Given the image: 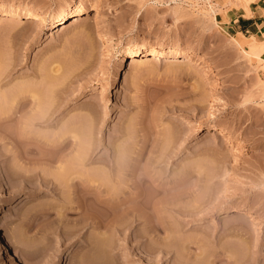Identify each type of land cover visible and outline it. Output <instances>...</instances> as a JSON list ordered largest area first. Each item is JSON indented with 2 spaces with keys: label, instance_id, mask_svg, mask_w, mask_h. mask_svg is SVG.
<instances>
[{
  "label": "rangeland",
  "instance_id": "374dc122",
  "mask_svg": "<svg viewBox=\"0 0 264 264\" xmlns=\"http://www.w3.org/2000/svg\"><path fill=\"white\" fill-rule=\"evenodd\" d=\"M245 4L264 0H0V13L19 14L0 20V105L26 85L41 104H60L28 125L38 144L61 145L60 156V146L21 142L27 156L40 155L32 163L0 141V210H8L0 233L13 249L31 264H166L169 253L179 264H264V226L243 212L232 215L238 224L222 217L232 199L264 216V38L233 35L219 22ZM75 7L99 17L54 27L51 17ZM37 10L50 18L23 17ZM99 21L118 52L108 51ZM253 38L261 51L250 50ZM141 46L192 52L213 68L149 57L118 67L123 50ZM209 100L230 135L205 133ZM107 161L118 167L115 179ZM67 172L126 199L105 219L111 225L97 229L71 209L79 185H66ZM143 174L154 181L140 184ZM137 211L143 216L131 218ZM0 264L19 263L0 249Z\"/></svg>",
  "mask_w": 264,
  "mask_h": 264
},
{
  "label": "bare ground",
  "instance_id": "6f19581e",
  "mask_svg": "<svg viewBox=\"0 0 264 264\" xmlns=\"http://www.w3.org/2000/svg\"><path fill=\"white\" fill-rule=\"evenodd\" d=\"M243 6H244V10L248 14L250 12V8L246 4L243 5ZM18 15L19 14L16 13L15 11L1 12L0 13V20H5V19H8L9 17H16ZM23 17L26 20H28V21H40V20H46V19L50 18V14L48 12L44 11V10L25 11L23 13ZM97 17H99V16L96 15L95 13L89 15L85 11H83L80 7H75L73 9H71V10H65V11L61 12L60 14H58L57 16L51 17V19L53 20V23L55 25L54 27H56V26H62L68 19H71V21H81V20H84V19H87V18L91 19V20L92 19H97ZM63 20H65V21H63ZM97 27H101V30H102L101 35L104 36L105 39H106V43H107L106 47L108 48V51L115 52V53H116V51L118 52L119 50L116 49V46L108 44V41L111 38L109 30L105 26H103V24L100 21L98 22ZM242 37H244V36H242ZM249 44H250V47H251V48L250 47L249 48L251 50L252 48L257 47L258 41H257L256 38H253L250 41ZM257 48H255V49H257ZM252 51L254 52V50H252ZM145 57H149V59H158V58L174 59V61H178V62H182V63H194V64H198V65L205 64V67L207 69H212L213 68V64L212 63L203 62L202 59L200 58V56H198V54H194V53L188 52V51H185V52L183 51L182 52L180 50L163 49V48H159V47H155V46H149V47H142L141 46V47H136V48H127V49L123 50L122 54L119 56L117 64H118V67L120 68V67H123L124 65H126L127 63H131V64L137 63V62L141 61L142 59H144ZM54 71H57V70H54ZM117 73H116L115 78H114L115 80L118 77ZM27 78H28V76H26V79ZM22 86H24V85L21 84L20 87H22ZM27 86L28 85L25 86L26 88L23 87L25 89H23V88L22 89L19 88V90H18V88L15 89V90L18 91V93H15V95L13 93L15 90L12 91L13 97H12V95L10 93V96L8 97L9 100L7 101L8 104H7V102L4 104L3 103L4 100H3L2 101V105H0V141L1 140L2 141L6 140L7 142H9V145L11 146V149L13 148L12 149L13 151L10 148H7V146H6V148L9 149V151L11 150L12 153L17 156V159H18V157H23L27 161L33 163V162H36L39 159L40 155H36V157L38 156L37 159H36V157L33 158L34 155L33 156H27V155H29V151L26 150L25 146H23L24 145L23 143H22L23 145H21V142L33 141V142L37 143L38 142L37 138H36L37 141H35L34 137L30 136V133H29V131L31 132V130L29 128L30 125H33L35 123H37V124L39 123L40 124V123L44 122V120L45 121L48 120V118L50 117V115L53 112H57V109L59 108L60 104H56L53 107H52V105L51 106L49 105L50 106L49 107L47 105L41 104V101H40V98H39V94H38L39 90H36L35 92H33V87L30 88L29 86L28 87ZM27 88L32 89V91L31 90L28 91L29 89H27ZM4 94L5 93H3V95L1 94L2 98H5V97H3V96H6ZM16 97H17V99H16ZM5 101H6V98H5ZM213 104H214L213 101L209 100L207 102V105L210 106L209 109H208V113H207L208 117H209V125H208V128L206 129L205 133L207 135H209L210 129L214 128L216 130V134H218V135H230L232 133V129H233L232 125L231 124H227V123H220L219 122V120L214 115ZM32 107H34V109H31ZM10 121L15 122V124H16L14 130L22 122H24L26 126L24 124L23 125L20 124L21 127L20 128L18 127L19 130H18V128L15 131L14 130L13 131L12 130H8L9 129L8 126H7L8 129H7L6 125H4V124H7L8 122L10 123ZM17 123H19V124H17ZM11 124H13V123H11ZM28 125H29V127H28ZM68 126H69V124H68ZM25 127H27V128H25ZM69 127L66 128V130L64 131L62 136H64L65 134L69 133V130H70ZM68 137L69 138L70 137L73 138V136H71V135L68 136ZM68 137H66V138L68 139ZM67 139L66 140L64 139L63 141H67ZM53 143H52V145L51 144H47V143L45 145V143L41 142V144L44 147H46V146H47V148L50 147V150L52 148L53 150L56 149L58 151V149H59V151H60L62 146L61 145H57L58 147L60 146L57 149V146L53 145ZM59 144H62V143L59 142ZM37 145H40V143L39 144L37 143ZM37 145H34V146H36L35 147V149H36L35 151H37V148H38ZM42 145H40V147ZM62 145L65 146L66 144L64 143ZM27 149H29L30 152L34 151L33 150L34 148H32V149L27 148ZM86 149H87V147H86ZM38 151L40 152V150H38ZM55 151H54V153H55ZM59 151H58V153L56 152L58 156L61 155V151L60 152ZM86 152H88V151H86ZM78 156H79V154H78ZM141 156H142V147H141V149L138 150V152H136V157H134V159L136 158V161H138V159ZM55 158H57V157H55ZM81 158H82V156H81ZM49 159H50L49 162H52L54 160V156L50 157ZM39 161H40V159H39ZM39 161H37V162H39ZM235 161H236V156H235ZM107 165H108V167H107L108 175L115 179V175L117 176L116 173H117L118 167H116L114 163H110V161H107ZM69 174H73L74 177H72ZM75 174L76 173H72V172L68 173V175H67L68 178H66V179H68V181L70 180V183H67L66 181H64V182L67 183L66 185H72V186L79 185L80 186V189H77V188H79V186H77L76 188L73 187V188H75V190L73 189V191L76 194V196H75L76 197V200H75L76 204L74 206L73 205L70 206V207H72L71 209H73V211L76 210L79 213H81L79 216L83 220V222L87 221V220L85 221L83 218L86 219V218H89L88 216H90V218H91L90 221H92L94 223L93 227H95L97 229H100L102 227L103 228L107 227V225H109L110 223H109V220L106 222L105 219H107V217L110 214L111 215H115L116 214V210H118L117 208H119L120 203L121 204L124 203L126 201V199L125 198H121L119 200L116 199V198L114 199L113 198L114 195L112 196L111 193L110 194H109V192L107 193V191H109L110 188H109V190L108 189L106 190V187L102 188V187H100V185L98 186L97 184H93V180H90V178L87 179L85 176L83 177V173L82 172H79L76 176H75ZM108 175H107V178L109 177ZM69 176H71V177H69ZM145 176L149 178V174H146V175L143 174V177L141 176V178L139 176V181L138 182L140 184L144 180H148L149 182L150 181H152V182L154 181L151 178L147 179ZM40 178H42V176ZM42 179L46 181V177H43ZM109 179H111V178H109ZM47 181H49V180H47ZM139 183L136 186L140 185ZM91 190H95V193L93 195H91V193H90ZM140 192L141 191L132 192L133 198H135V199L136 198L137 199L140 198V201H141V199H142L141 195L142 194ZM129 200L130 199H128V201ZM137 201H139V200H137ZM134 204L136 205L137 202H135ZM91 205H94V207H95L94 209H97V211H99V210L102 211L103 210L102 212H104V213H102V215H100L98 212L97 213L99 215L96 214V213L94 215L91 214V212L89 210L90 209L89 206H91ZM128 208H129V206H128ZM133 208H135V207H133ZM123 210H125V209H123ZM7 211L8 210H0V229L3 228V216L7 213ZM126 211H128V210H125V212ZM94 212H96V211H94ZM238 212H243L245 214H249V216H251V219L253 220V222L255 224H259L261 226H264V216L260 215L258 213L256 207L253 204H251L249 201H247V200L232 199L230 205L223 211V215L224 216H222V217H226V218H228V220L230 219L231 220V221L229 220L230 223H232L234 221V222H236L238 224L240 220L238 221V220H236L237 218H233V216H234L233 214L234 213H238ZM142 213H140L138 211H137V213H132L131 212V215H132L131 218L132 217H137L138 215L140 216V214L142 215ZM136 214H137V216H136ZM145 214L147 215L148 213H144L145 217H143V218H145V223L148 222V224H149L148 227H150L151 226L150 225L151 221H149L150 220L148 218L149 216L147 215L148 217H146ZM142 216H140V217H142ZM229 217H232L233 219L229 218ZM235 226H236V224H235ZM148 229H150V228H148ZM0 249H1V252L3 254L7 255L10 258H14L19 264H31L30 262H28V260H26L23 256H21V254L18 251H16L15 249H13L10 246V243L8 242V240L1 233H0ZM167 256L168 257L165 258V261L167 262L166 264H179L177 262V256L174 257L170 253Z\"/></svg>",
  "mask_w": 264,
  "mask_h": 264
},
{
  "label": "crops",
  "instance_id": "0c3cea01",
  "mask_svg": "<svg viewBox=\"0 0 264 264\" xmlns=\"http://www.w3.org/2000/svg\"><path fill=\"white\" fill-rule=\"evenodd\" d=\"M237 11V10H236ZM221 12L219 22L233 35L264 38V5L250 8L248 14L244 9L239 12ZM242 33V34H241ZM262 37V38H261Z\"/></svg>",
  "mask_w": 264,
  "mask_h": 264
}]
</instances>
